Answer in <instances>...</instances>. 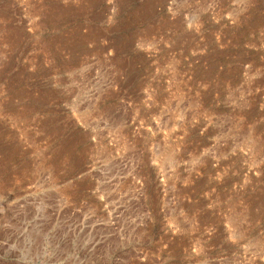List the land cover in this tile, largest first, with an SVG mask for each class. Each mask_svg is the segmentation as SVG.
Returning <instances> with one entry per match:
<instances>
[{
	"label": "rangeland",
	"instance_id": "rangeland-1",
	"mask_svg": "<svg viewBox=\"0 0 264 264\" xmlns=\"http://www.w3.org/2000/svg\"><path fill=\"white\" fill-rule=\"evenodd\" d=\"M0 264H264V0H0Z\"/></svg>",
	"mask_w": 264,
	"mask_h": 264
}]
</instances>
